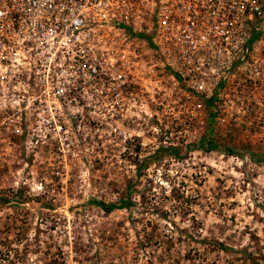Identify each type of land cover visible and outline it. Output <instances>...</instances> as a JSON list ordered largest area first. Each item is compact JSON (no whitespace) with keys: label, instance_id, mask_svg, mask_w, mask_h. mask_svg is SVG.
Instances as JSON below:
<instances>
[{"label":"rangeland","instance_id":"obj_1","mask_svg":"<svg viewBox=\"0 0 264 264\" xmlns=\"http://www.w3.org/2000/svg\"><path fill=\"white\" fill-rule=\"evenodd\" d=\"M152 62L95 114L0 94V264H264V160L247 153L264 142L178 109L188 99Z\"/></svg>","mask_w":264,"mask_h":264},{"label":"built area","instance_id":"obj_2","mask_svg":"<svg viewBox=\"0 0 264 264\" xmlns=\"http://www.w3.org/2000/svg\"><path fill=\"white\" fill-rule=\"evenodd\" d=\"M150 61L178 109L264 142V0H0V94L25 108L113 110Z\"/></svg>","mask_w":264,"mask_h":264},{"label":"trees","instance_id":"obj_3","mask_svg":"<svg viewBox=\"0 0 264 264\" xmlns=\"http://www.w3.org/2000/svg\"><path fill=\"white\" fill-rule=\"evenodd\" d=\"M199 145L204 150H218L220 152H225L227 154H231L232 152H237V151H234L231 147L218 145L216 143V141L213 138H211L210 136L201 137L199 139ZM166 148L170 152H173L174 154L177 153L176 149L173 147H166ZM247 153H248L250 159L254 162H260V161L264 160V154L263 153H257V152H253V151H247ZM89 201H90V203L98 206L101 210H103L105 212H109L115 208H125V209L130 210L131 207L133 206L132 203L127 198L120 199L118 202H109V203H105L101 200H97L94 198L89 199ZM214 244L222 250H224L226 248L222 243H220L218 241H214Z\"/></svg>","mask_w":264,"mask_h":264}]
</instances>
